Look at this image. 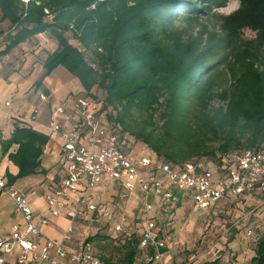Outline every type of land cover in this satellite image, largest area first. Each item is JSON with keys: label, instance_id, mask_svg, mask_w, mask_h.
<instances>
[{"label": "trees", "instance_id": "trees-1", "mask_svg": "<svg viewBox=\"0 0 264 264\" xmlns=\"http://www.w3.org/2000/svg\"><path fill=\"white\" fill-rule=\"evenodd\" d=\"M239 1L217 31H192L178 28L177 20L197 22L228 0H0V24L9 23L0 30V56L52 34L57 47L43 60L44 76L63 66L80 81L78 95L91 99L102 89L105 103L97 111L109 109L106 118L118 125L119 138L142 141L154 162L231 164L230 151H264V0ZM246 28L256 31L255 39L243 38ZM48 140L21 118L9 139L0 137L3 155L18 167L6 174L8 188L43 172ZM86 241L97 243L105 264H136L143 256L134 230ZM110 248L120 253L117 259L106 254ZM247 264H264V234Z\"/></svg>", "mask_w": 264, "mask_h": 264}, {"label": "built area", "instance_id": "built-area-1", "mask_svg": "<svg viewBox=\"0 0 264 264\" xmlns=\"http://www.w3.org/2000/svg\"><path fill=\"white\" fill-rule=\"evenodd\" d=\"M3 65L0 57V68ZM39 97L41 101H48V95L43 92ZM73 108L78 122L72 127H64L60 121V116L66 112L63 105L51 111L50 130L62 139L64 173L55 187L46 189L47 209L43 214L36 217L25 193L8 188L0 179V189H8L16 210L25 221L9 235L0 233V264H105L98 258L92 242L83 241L78 247L69 248L80 220L112 223L116 233L131 232L130 215L126 210L115 214L98 202L99 187L105 183L121 187L117 191L121 200H127L136 191L141 194L145 216L138 239L143 256L136 264H169L164 252L166 240L160 235L153 199L171 201L179 193L191 197L197 208L208 210L223 198L264 194V151L246 148L231 156V164H227L226 159L217 171L202 160L189 161L182 166L154 162L150 156L124 150L119 135L104 124L91 99L77 95ZM38 114L39 109L35 108L28 122L35 121ZM152 167L160 170L162 176L148 175V168ZM62 215L68 225L61 240L38 242L40 226L49 225ZM8 255H12L9 262Z\"/></svg>", "mask_w": 264, "mask_h": 264}, {"label": "rangeland", "instance_id": "rangeland-1", "mask_svg": "<svg viewBox=\"0 0 264 264\" xmlns=\"http://www.w3.org/2000/svg\"><path fill=\"white\" fill-rule=\"evenodd\" d=\"M239 5V0H228L225 6L216 7L213 13L208 16L200 17L197 22H187L183 19H179L176 25L178 28H189L192 31H198L203 26H207L212 31H217L222 24L223 17L233 13L239 8ZM5 30L8 31L9 27L7 26ZM67 36L72 41H75L71 32H68ZM40 37L41 38L35 37L31 44H25L24 47L26 48H24V51L27 53L31 52V48L34 47L33 51L38 49L39 53H51L56 49L57 40L52 34L43 33V36ZM255 37L256 31L250 28L244 29V39L253 40ZM25 52H23V55ZM21 62L22 61L17 62V59L16 61L9 60L8 66L18 68L17 66H20ZM61 67L60 69H66L63 66ZM66 71L68 70L66 69ZM227 75L228 73H226L225 77H227ZM79 87L78 80H74V82L68 83L65 89H71L78 95L80 93L78 92ZM93 93L95 97L91 98L94 100L92 103L97 108H100V106L105 103V92L100 88H96L93 90ZM214 103L218 104V101H214ZM108 112L109 109L100 113L102 121L110 129L117 130L119 128L117 127L118 125H114V123L109 122L106 118V113ZM120 141L122 142V148L126 151H134L136 155H150V148L142 141L136 140L128 134L122 135ZM234 152L235 151H230V158L235 154ZM1 156L4 155L0 145V157ZM193 160L198 161L197 159ZM202 160L204 159L202 158ZM204 163L212 170H218V162L204 160ZM55 168L59 170V168ZM55 168L53 169L54 172ZM32 177H36V179L39 180L41 176L32 175ZM23 184H25V180L19 179L15 188H22ZM2 190L3 192L0 196V230L9 224V220L7 219L9 217L12 220H17L19 216L22 224H25L21 214L16 211L15 201L7 192L8 189ZM45 191L46 189L39 183H37V186L27 191L25 195L29 204L35 209L46 211L47 202L44 198ZM136 193L137 191L135 194ZM63 216L64 215L60 218V225L62 224L65 226L66 220ZM163 218L165 220L163 234L172 255V259L170 260H172L174 264H202L207 260H214L217 258H219L223 264H247L254 256L256 240L259 236L264 234V198H250L241 205L219 206L208 211H204L203 209L197 211L190 206L183 210L181 209L172 217L164 216ZM104 223L105 222H100L98 224L96 222L87 223L86 221L80 220L73 232L72 242L70 243L71 246H73V248L79 246L83 241H86L89 236L96 233L119 237L124 234L114 232L112 230V223ZM64 233L65 231L63 234ZM93 244L96 251L101 252L100 248L97 247V243L94 242ZM106 254H112L114 259L120 256V253L116 249L106 251ZM8 256H10V258L12 257V255Z\"/></svg>", "mask_w": 264, "mask_h": 264}, {"label": "crops", "instance_id": "crops-1", "mask_svg": "<svg viewBox=\"0 0 264 264\" xmlns=\"http://www.w3.org/2000/svg\"><path fill=\"white\" fill-rule=\"evenodd\" d=\"M9 25L8 21L0 24V30L5 29ZM43 34L38 35L41 38ZM5 42L4 36L0 35V49H3V43ZM32 41H27L18 45L10 53L2 55L4 60V66L0 68V137L3 140L9 139L12 131L14 129L15 121L19 118L28 121L33 110L35 108L39 109V114L35 121H29L30 125L34 128L46 133L49 136V140L45 146L44 153L42 155L41 169L43 172L37 174L41 176L39 180L36 177L27 176L21 179L25 180L23 187L16 188L20 191L27 193L34 186L39 183L44 189L48 187H55L60 181L64 173V152L62 150V139L58 133H54L50 130V117L51 111L54 107L58 105H63L66 108V112L60 116V121L64 127H72L78 122V116L73 108L74 98L77 96L73 90H66L65 86L68 83L78 80L66 69H60L58 66L50 75L44 76L43 60L47 57L49 53H39L38 49L31 52H25V44H31ZM36 47V46H35ZM23 52L25 54L23 55ZM37 55V56H36ZM21 62L18 68L13 66H8V61ZM42 80V85L39 89H36V83ZM80 87L78 92L82 91V86L78 80ZM45 93L48 95V101L40 100V93ZM10 104L7 105L6 103ZM1 145V141H0ZM2 148V145H1ZM132 153H135L134 151ZM136 154V153H135ZM138 156H148L146 154H140ZM57 157V158H56ZM55 167L59 168L57 170ZM55 168V172L53 169ZM18 172V167L13 164L7 156L0 157V179H3L7 183V173L16 174ZM58 172V173H57ZM148 175L161 177L162 173L160 170L155 169V167L148 168ZM44 181V182H43ZM17 183V182H16ZM16 183L12 186L15 188ZM121 187L118 184H103L99 187L98 202L101 203L110 211H114L115 214L122 210L130 215V229L131 231H136L138 234L144 226L143 218L145 216L142 207L141 194H133L127 200H121L117 196V191ZM3 190L0 189V196ZM258 199L264 198V194H254L249 197H230L223 198L212 205L208 210L215 209L219 206L226 205H241L247 199ZM154 202V214L158 221V228L160 235L166 240L163 230H164V216L172 217L181 209L192 206L197 211L201 209L197 208L191 197L187 195H180L176 193L175 197L171 201H165L161 198L153 199ZM31 206V205H30ZM32 207V206H31ZM34 214L37 216L45 212L35 209L32 207ZM204 210V211H208ZM17 211V210H16ZM18 214V213H17ZM60 216L58 219H54L49 225L40 226L41 235L37 237V241L43 243L46 239L61 240L63 232L68 225V220H66V225H60ZM9 224H7L0 233L3 235H9L11 230L22 224L19 216L17 220H12L10 217L7 218ZM78 247V246H76ZM69 248L73 249V246L69 244ZM166 262L169 264H174L172 260V255L166 240V248L164 249ZM12 258V257H11ZM8 256V262L11 260Z\"/></svg>", "mask_w": 264, "mask_h": 264}]
</instances>
